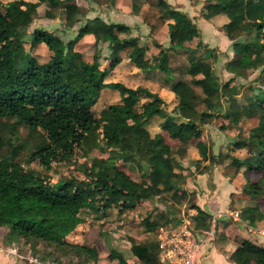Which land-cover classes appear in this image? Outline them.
Returning <instances> with one entry per match:
<instances>
[{
    "label": "trees",
    "instance_id": "16d2710c",
    "mask_svg": "<svg viewBox=\"0 0 264 264\" xmlns=\"http://www.w3.org/2000/svg\"><path fill=\"white\" fill-rule=\"evenodd\" d=\"M88 1L106 7L116 0ZM138 1L132 0V10L140 14L149 36L167 27V44L154 41L159 50L150 58L140 38L119 37L129 31L127 25L99 16L84 19L76 0H0V60L4 58V63L0 62V237L7 242H23L24 252L33 247L32 253L41 259L95 264L93 247L68 239L87 214V206L100 216L116 206L122 215L132 211L138 201L157 197L165 202L172 193L181 191L186 175L180 171L182 165L173 148L161 133L151 135L146 128L154 116L162 118L160 128L179 142L180 151L204 125L222 118L225 122L220 129L234 127L237 132L231 150L211 155L210 161L217 166L232 162L235 171L229 179L242 180L238 197L262 196V181L250 179L249 173L264 174V89H250L242 107L232 105L223 111L221 87L246 77L250 65L264 73V0H205L202 6L201 16L206 20L219 14L227 18L220 30L231 41L233 57L223 68L232 76L223 83L213 69L214 48L201 41L191 48L182 45L189 33L198 31L187 14L166 0H145L147 9H141ZM40 5L48 7L68 28L76 25L75 40L93 36L91 61L84 60L72 42L62 56L65 42L52 31L35 28L27 33ZM14 41L26 43L30 49L44 43L51 55L38 65L32 55L12 51ZM101 43H106V58L114 63L126 58L138 71L177 74L184 92L177 105L168 113L156 92L106 82L108 70L100 63ZM106 87L118 91L119 101L96 114L92 107ZM249 118H255L256 123L243 132L241 122ZM88 147L107 157L78 162ZM236 150H243L245 155L235 157ZM108 157L128 164L134 172L138 170L144 186ZM33 162L42 170L23 168ZM56 164L73 165L83 177L71 174L46 181L45 173ZM195 165L198 167V162ZM204 172L198 169L199 174ZM27 174L33 183L26 184ZM164 205V209L154 207L140 218L144 236L129 239L132 263L114 248L108 249V259L115 264H161L156 232L161 226L177 228L182 222L174 205ZM190 208L196 209L195 229L208 230L211 215L195 203ZM259 211V203L249 205L239 216L251 225ZM227 257L234 264H264V247L237 237Z\"/></svg>",
    "mask_w": 264,
    "mask_h": 264
},
{
    "label": "rangeland",
    "instance_id": "374dc122",
    "mask_svg": "<svg viewBox=\"0 0 264 264\" xmlns=\"http://www.w3.org/2000/svg\"><path fill=\"white\" fill-rule=\"evenodd\" d=\"M166 1L176 9L187 14L198 28L197 32H192L187 35L185 40L182 42V45L184 47L191 48L196 46V44L201 41L208 47L214 48L216 50V61L213 63L214 72L218 75L221 83L228 80L232 76V73L225 70L223 66L227 59L233 57V52L231 49V41L220 30V26L227 21L226 16L224 14H219L210 20L204 19L201 16V11L205 0H199V3L197 4H193L189 0ZM76 2L83 8L84 19L99 16L104 21L117 22L127 25L129 27V31L121 32L119 37L124 38L127 36H137L140 38V40L145 45L146 56L149 58L155 55L159 50L154 44V41L163 46L167 44V27L164 26L155 36H149L148 29L143 24L140 14L135 13V11L132 10V0H116L113 5L106 7H98L88 0H76ZM136 4L139 5L141 9L148 8L145 0H139L136 2ZM76 27L77 26L75 25L74 27L68 28L63 24L59 17L50 12L48 7L40 5L32 17L31 24L27 28V33L31 32L35 28H42L52 31L59 35L65 42V48H63L61 51L62 56L65 54L66 46L72 42L74 50L81 52L83 54L84 60L91 61L92 54L95 49L92 44L93 36L89 34L83 36L79 40H75L74 36L76 34ZM10 49L12 51L19 50L22 54L32 55L38 65L45 63L51 55L44 43H41L30 49L26 43L14 41L11 44ZM99 49L101 52V66L107 68L108 70V74L105 77L106 82H120L131 88H136L138 86L146 87L150 91L156 92L162 97L165 103V110L168 113L177 105L180 95L184 93L179 84V76L177 74H166L161 71L153 70H148L145 72L138 71L126 58H122L116 63H114L112 59L106 58L108 54L106 43H101L99 45ZM202 51L203 49L199 50L200 53ZM0 62L4 63V58L1 59ZM259 88L264 89V73H261L260 68H254L252 65H250L247 70L246 77L238 78V80H234L228 86L223 85L221 87V92L223 94L221 98L222 110H229L232 105L239 108L242 107L249 98L250 89L257 92V89ZM118 101L119 93L116 89L109 87L103 88L96 104L92 107V111L96 114H99L105 106L108 104H114ZM161 121V117L154 116L146 124V128L151 135L161 133L164 136L165 140L173 148L176 159L181 163L182 169L180 171L186 175V178H184L182 182L181 191L179 193H172L170 196H168L165 202L160 201V198L157 197L154 198L156 205L147 200L138 201L132 211L126 212L119 220V223L114 224V231L117 235L115 238L117 245L122 247L125 257L129 263L134 261L133 256L130 254V248H128L130 247L129 239L132 237L142 238L144 236V231L139 226V220L142 216H145L148 212H150L152 207L164 209V204L167 203L176 207L181 218L189 214H192V217L194 218L196 215V209L190 208L191 203L197 204L200 208L201 206L206 205L213 196L211 182L216 178H220L222 175L231 177L235 171L230 160L218 166L210 161L211 155L216 156L218 153L223 154L227 150H231V140L237 132L234 127L220 129V125L225 122L222 118H216L204 125L203 129L196 136L189 140L187 147L184 148V151H180V144L177 140L171 139L168 134L160 128ZM255 123V118H249L242 121L241 127L243 132H247L249 128ZM233 153L235 157H242L245 155L243 150H236ZM94 156L105 158L107 157V154L97 149L88 147L83 155L77 158V161L80 162L83 160H88ZM107 160L109 162L115 163L122 172L128 174L141 186H144V182L142 181L140 172L138 170L133 173V167L130 168L128 164L123 165L112 157H108ZM195 162H198V167L195 165ZM23 168L26 169V171H28V169L42 170V168L34 162L24 165ZM198 169H203L205 172L199 174ZM71 174L77 175L78 177H83L80 172L73 167V165L64 164H56L52 170L45 173V177L46 181L54 182ZM249 177L252 180L262 181L263 193L259 199L250 197L244 198L249 201H247V203L244 205L249 206L250 203L254 204V200H257L261 207V211L259 212L264 222V174L250 172ZM25 181L26 184H31L34 182L30 174L26 175ZM235 182L238 186L236 188H231V193L227 192L225 194L230 217L227 215L218 217L220 214L211 216L210 227L207 231L210 232L213 230V224L216 223V226L214 227L215 233L209 235L210 237L207 245L210 246V244L212 245L215 241L216 243H220L223 240H228L230 242L228 246H231L233 244L232 239H234L233 235L234 233L238 232L244 238L264 247L263 240L259 239L256 235L244 232V230L248 229V227L247 224L241 222L239 213L245 206L240 208L242 202L240 201L241 198L238 197V187H241L242 180L235 179ZM224 189L225 188L221 190L220 196H223L225 192ZM221 212V214H223V210ZM233 217L236 220L233 219ZM225 230H227V234L225 233ZM93 232L94 234H91L89 238H87L82 232H74L68 236V239H72V241L79 244L85 243L89 240L92 241L91 243L93 249L95 248L94 251L96 253L95 264H115L107 257L109 247H107V245L102 242V239H100L102 237L97 231L94 230ZM107 240L108 242H111V238H108ZM11 242H15L18 245L20 253L24 254L34 250L33 247H30L28 248L29 251L24 252L25 245L23 242L19 240ZM5 249L6 245L4 243V239L0 237V264H25L22 260L7 255L5 253ZM210 258L211 256L209 255L205 260L206 264H211Z\"/></svg>",
    "mask_w": 264,
    "mask_h": 264
},
{
    "label": "crops",
    "instance_id": "0c3cea01",
    "mask_svg": "<svg viewBox=\"0 0 264 264\" xmlns=\"http://www.w3.org/2000/svg\"><path fill=\"white\" fill-rule=\"evenodd\" d=\"M133 173H135V172H133ZM229 178H230V176L222 175L220 178H218V179L216 178L211 182V189L213 191V196L211 197V199L209 200V202L206 205L201 206V209L204 208L203 210L206 211L211 216H214L216 214L217 215L220 214L218 217H220L222 215H227L228 217H230V212L228 211L229 207L227 206L225 194L227 192L231 193V188H236L238 185L234 182V180L230 181ZM223 188H225L224 189L225 192H224L223 196H220V192ZM238 189H239V187H238ZM143 201H146V200H143ZM147 201H151L154 205H156V202H154V199L147 200ZM240 201L242 202V205H240V208H241V207L245 206L244 204L247 203L248 200L241 198ZM254 201H255V203L254 204L250 203V205L251 204L252 205L258 204L257 200H254ZM199 205H200V203H199ZM86 209H87V214L83 217L82 221L79 223L75 232H82L85 234V236L87 238H89V236L91 234H94L93 231L95 230L102 237V238H100V237L99 238L102 239V242L105 245H107V247L116 249L125 257V253H124L122 247L120 245H117V241L115 239L117 237V235L114 231V224H116V223L118 224L119 220L121 219V217L124 214L120 215L118 213V209L116 206H112L107 211V213L102 215V216H100L98 214V212L94 211V209H92L89 206H87ZM152 209H153V207H152ZM222 210H223V214H221ZM233 219H235V218L233 217ZM241 222L242 223L244 222L245 224H247V227H248V229L244 230V232L256 235L259 239L264 241V222L261 218L260 212H257L256 218H255L253 224L250 225L247 220H243V219H241ZM213 225L214 226L212 227L213 228L212 234L215 233L214 227L216 226V223ZM223 226H225V225H223ZM226 231L227 230H225V233H226ZM206 232H207V230L200 232L201 238L203 239V245H202L201 258H200L199 264H206L205 260L207 259V257L209 255L211 256V258H210L211 264H234L227 257V252L230 250V247L233 244L231 246H228L230 244V242L228 240L224 241L223 236H222V240H223L222 242L216 243V241H215V242H213L212 245L210 244V246H208L207 244L209 242L210 236L208 234H206ZM107 237L111 238V242L110 241L108 242ZM237 237L244 238L241 234L236 232L233 235L234 239H232V243H234L235 238H237ZM70 241H72V239H70ZM72 242H74V241H72ZM91 242L92 241L89 240V241H86L85 243H87L88 245L93 247ZM4 243L6 245L7 241L4 240ZM74 243H76V242H74ZM77 244H79V243H77ZM80 244H83V243H80Z\"/></svg>",
    "mask_w": 264,
    "mask_h": 264
},
{
    "label": "built area",
    "instance_id": "2783aa9c",
    "mask_svg": "<svg viewBox=\"0 0 264 264\" xmlns=\"http://www.w3.org/2000/svg\"><path fill=\"white\" fill-rule=\"evenodd\" d=\"M192 214L182 218L181 225L171 228L164 225L158 228L156 239L159 248V261L161 264H199L203 239L200 231L195 229V220ZM213 227V225H212ZM213 230L206 232L211 235ZM5 253L25 264H64L48 259H41L32 252L20 253L15 242H7Z\"/></svg>",
    "mask_w": 264,
    "mask_h": 264
},
{
    "label": "water",
    "instance_id": "95a60500",
    "mask_svg": "<svg viewBox=\"0 0 264 264\" xmlns=\"http://www.w3.org/2000/svg\"><path fill=\"white\" fill-rule=\"evenodd\" d=\"M170 116H174V114L173 113H170L169 114ZM184 121V120H183ZM141 165H142V167L144 168V169H147V164L145 163V162H141Z\"/></svg>",
    "mask_w": 264,
    "mask_h": 264
}]
</instances>
